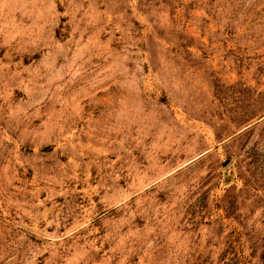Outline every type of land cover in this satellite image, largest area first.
I'll return each instance as SVG.
<instances>
[{"label":"rangeland","instance_id":"374dc122","mask_svg":"<svg viewBox=\"0 0 264 264\" xmlns=\"http://www.w3.org/2000/svg\"><path fill=\"white\" fill-rule=\"evenodd\" d=\"M0 264H264V0H0Z\"/></svg>","mask_w":264,"mask_h":264}]
</instances>
